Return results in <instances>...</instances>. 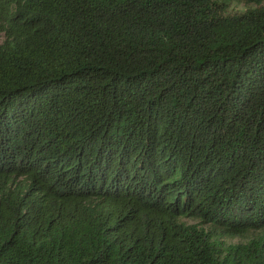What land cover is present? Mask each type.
I'll return each mask as SVG.
<instances>
[{"label": "trees", "instance_id": "trees-1", "mask_svg": "<svg viewBox=\"0 0 264 264\" xmlns=\"http://www.w3.org/2000/svg\"><path fill=\"white\" fill-rule=\"evenodd\" d=\"M0 264H264V0H0Z\"/></svg>", "mask_w": 264, "mask_h": 264}, {"label": "rangeland", "instance_id": "rangeland-1", "mask_svg": "<svg viewBox=\"0 0 264 264\" xmlns=\"http://www.w3.org/2000/svg\"><path fill=\"white\" fill-rule=\"evenodd\" d=\"M230 9L233 11H242L245 9V5L237 2V1H232L230 4ZM229 240L234 241V242H238V241H243V238H239V237H235V238H230Z\"/></svg>", "mask_w": 264, "mask_h": 264}]
</instances>
